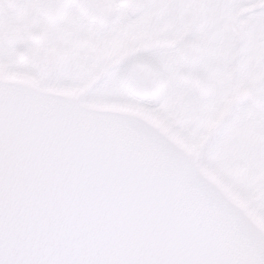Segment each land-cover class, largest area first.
Returning <instances> with one entry per match:
<instances>
[{
    "label": "water",
    "instance_id": "water-1",
    "mask_svg": "<svg viewBox=\"0 0 264 264\" xmlns=\"http://www.w3.org/2000/svg\"><path fill=\"white\" fill-rule=\"evenodd\" d=\"M124 118L147 124L183 160ZM185 164L255 231L189 185ZM234 193L141 109L83 103L0 73V264H264V225Z\"/></svg>",
    "mask_w": 264,
    "mask_h": 264
},
{
    "label": "rangeland",
    "instance_id": "rangeland-1",
    "mask_svg": "<svg viewBox=\"0 0 264 264\" xmlns=\"http://www.w3.org/2000/svg\"><path fill=\"white\" fill-rule=\"evenodd\" d=\"M144 1L146 10L140 18L128 21L122 16L120 20L122 35L130 32L134 43L131 44L134 46L133 51L127 57L124 48L120 47L119 49L121 72L125 64L140 55H151L154 59L161 61L164 68L165 92L156 108L163 112L172 123L178 125L181 130L195 138L197 146H205L210 151V154H207L210 161H212L210 157L212 152L214 161L218 165L224 166L223 169L238 185L243 184L241 186L244 190L264 211V146L262 145L264 136L263 139H260L264 134V111L253 107L251 102L240 101L237 106L241 107L240 112L238 109L236 110L238 112L235 115L237 119L228 131L219 133L216 130L218 121L229 114L228 110L232 108L234 99L242 98L240 91L233 85H229L236 57V38L240 35L239 29L230 19L225 25H221L229 9H226L227 12L222 11L223 9L218 12L214 10L215 15L223 17L222 20H216V30L210 28L208 22H204L197 34L205 45L200 71L212 82V97L209 101L204 102L196 89L188 87L187 84L174 77L175 67L178 65L177 60H179L176 48L180 45V35L183 30L190 27L193 18V11L190 9L188 1L182 0L183 10L180 15L181 0H169L174 7L168 9L167 16H163L162 9H156L153 0ZM170 2H167L165 8H168ZM241 5H244V1L234 0L232 11L235 12ZM151 14H156L157 19L161 21L160 24L168 27L169 42L165 43L167 47L163 46L162 50L148 53L147 46L152 44L149 36L150 26L154 21H150ZM143 16L146 17L144 21L141 20ZM256 33L257 31L254 30V42L248 45V47H253V53L245 56V59L239 57L244 65L243 82L247 83L249 87L254 86L264 74V62H262L264 52L262 53L261 44H258L257 40L255 43ZM0 54L3 60L12 61L17 66L15 55L3 44L0 45ZM90 61H92L91 65ZM102 70L103 67L96 57L89 58L85 69L86 78L82 84L91 81L89 84L91 85ZM109 84L105 87L112 94L120 91L122 100H139L129 96L123 85L120 88L119 83L109 82ZM232 88L235 89V92ZM255 126H259V128L255 129ZM251 128L254 129L252 134L260 133L261 137L256 139L254 135H251ZM212 129L223 135L222 139H214L211 133Z\"/></svg>",
    "mask_w": 264,
    "mask_h": 264
},
{
    "label": "flooded vegetation",
    "instance_id": "flooded-vegetation-1",
    "mask_svg": "<svg viewBox=\"0 0 264 264\" xmlns=\"http://www.w3.org/2000/svg\"><path fill=\"white\" fill-rule=\"evenodd\" d=\"M241 1H244L242 13L254 10L258 13L255 41L261 44L263 53L264 0ZM195 2L199 8L200 0ZM145 8L142 0H0V45L11 50L17 66L12 61L3 60L1 54L0 60L10 65L12 70L29 74L41 83L69 84L82 98L121 100L120 91L112 94L105 87L110 85L109 82L121 86L120 20L122 16L128 21L138 19ZM180 8L183 9L182 0ZM244 21L240 19V24L235 25L241 32L236 40L239 37L242 41L248 38L249 28ZM9 28L19 33L17 44L4 40L3 33ZM251 39L245 46L249 45ZM20 52H23V59L19 58ZM250 52L253 53V49ZM95 57L103 70L91 85V81L82 84L86 78L88 59ZM194 69L185 60H180L177 65V73H188L191 78L189 71ZM247 87L260 90L259 100L264 104V74L254 86Z\"/></svg>",
    "mask_w": 264,
    "mask_h": 264
},
{
    "label": "snow or ice",
    "instance_id": "snow-or-ice-1",
    "mask_svg": "<svg viewBox=\"0 0 264 264\" xmlns=\"http://www.w3.org/2000/svg\"><path fill=\"white\" fill-rule=\"evenodd\" d=\"M97 27L100 26L98 25ZM137 87L138 89L140 88L139 81H137ZM123 122L142 139L151 142L161 151L166 152L177 160H183L182 154L170 145L164 137L144 122L132 118H124ZM183 178L189 185L197 188L201 195L210 198L213 203L218 205V207H220L230 218L231 223L239 225V227L245 231H255L237 209L228 204L212 185L195 173V171L186 164L183 169Z\"/></svg>",
    "mask_w": 264,
    "mask_h": 264
},
{
    "label": "bare ground",
    "instance_id": "bare-ground-1",
    "mask_svg": "<svg viewBox=\"0 0 264 264\" xmlns=\"http://www.w3.org/2000/svg\"><path fill=\"white\" fill-rule=\"evenodd\" d=\"M140 80H141V81H143V79H142V78H140Z\"/></svg>",
    "mask_w": 264,
    "mask_h": 264
}]
</instances>
